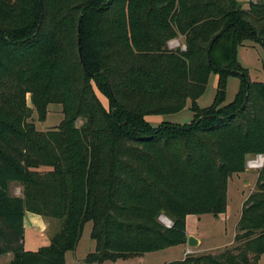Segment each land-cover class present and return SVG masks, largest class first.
Here are the masks:
<instances>
[{"label":"trees","instance_id":"obj_1","mask_svg":"<svg viewBox=\"0 0 264 264\" xmlns=\"http://www.w3.org/2000/svg\"><path fill=\"white\" fill-rule=\"evenodd\" d=\"M245 42L264 47V0H0V257L66 264L92 222L85 264L129 260L187 244L190 215L226 214L229 179L264 155V82L237 60ZM212 73L217 94L201 108ZM230 75L241 87L225 104ZM188 101V125L146 119ZM52 104L64 118L40 131L34 113L44 122ZM256 188L237 246L166 264H257L264 167ZM26 212L62 222L37 251L25 249Z\"/></svg>","mask_w":264,"mask_h":264},{"label":"rangeland","instance_id":"obj_2","mask_svg":"<svg viewBox=\"0 0 264 264\" xmlns=\"http://www.w3.org/2000/svg\"><path fill=\"white\" fill-rule=\"evenodd\" d=\"M245 9H248L249 2L257 0H240ZM237 49V60L242 67L249 71V75L253 82H264V47L256 44L254 47H250V42H245ZM255 44V43H252ZM171 49L186 48L184 46V40L176 39L169 44ZM219 76L216 73H212L209 77L206 92L197 99V104L201 108L209 107L213 104L217 89H218ZM241 79L239 76L230 75L227 80V92L225 104L233 102L240 91ZM99 97L103 103L108 107V100L100 93ZM192 102L188 101L187 106L179 113L168 115H151L146 119L152 127H159L163 124H174L179 126H185L190 124L195 114L191 110ZM62 107L60 105L52 104L49 106V112L47 120L40 122L38 116L34 113V122L37 129L40 131H48L56 129L63 120ZM84 123V119L77 121V126L80 127ZM260 171L248 170L242 174H235L229 179L228 184V211L226 214L215 217L211 214L206 215H190L187 218V231L197 235L203 240L202 246L194 248L198 252H194L195 255L205 254H220L226 249H232L238 245L235 242V236L237 234V224L242 214L244 202L250 196L251 193L256 191L257 179ZM20 185L14 183L11 185V195H16L19 191ZM22 193V192H21ZM169 218L162 216L161 222L167 226ZM52 223V229H46V222ZM169 222L171 220L169 219ZM172 223V222H171ZM60 220L48 221L44 217H40L38 224H31L27 221L26 232L24 235L25 248L28 251H37L41 247L48 246L51 238L55 235V232L59 228ZM168 227V226H167ZM54 228V229H53ZM93 223L86 224L78 248L75 252L67 253V264H85L84 260L86 256L96 249L95 242L91 239V231ZM183 247H173L164 251L148 253L144 258H134L129 260H119L117 262H106L105 264H165L170 261L181 259L184 252ZM190 252V253H189ZM189 250L186 255H192ZM2 264V262H0ZM257 264H264V255H262Z\"/></svg>","mask_w":264,"mask_h":264},{"label":"crops","instance_id":"obj_3","mask_svg":"<svg viewBox=\"0 0 264 264\" xmlns=\"http://www.w3.org/2000/svg\"><path fill=\"white\" fill-rule=\"evenodd\" d=\"M251 43V42H250ZM254 45H256V44H250V47H254ZM243 174V173H242ZM242 174H239V175H242ZM229 188V187H228ZM18 192L16 193V195H14V196H21V186H20V188H18ZM242 215V214H241ZM40 215H36V214H33V213H30V212H26V214H25V227H26V223H27V221H28V219H29V221L31 222V224H38V221H39V219H40ZM241 218V217H240ZM240 220V219H239ZM46 222V221H45ZM239 222V221H238ZM45 227H46V229H48V230H50V228L52 229V223L51 222H46V225H45ZM54 229V228H53ZM25 232H26V228H25ZM195 236L199 241H200V246H202V244H203V240H201L197 235H195V234H193V233H190V232H188L187 231V236ZM199 246V247H200ZM176 247H183L185 250H184V252H183V256L181 257V259H178V260H175V261H180V260H183V259H185L186 258V253L190 250L191 251V253H193L194 254V252L193 251H195V252H198L197 250H193L192 248H190L189 246H188V244H183V245H179V246H176ZM26 249V248H25ZM164 251V250H163ZM146 255V254H145ZM145 255L144 256H141V257H138V258H140V259H142V258H144L145 257ZM12 259H13V254H8V255H5V256H2V257H0V262H2V264H8V263H10L11 261H12ZM171 262H174V261H170V262H168V263H171ZM66 264H67V258H66ZM166 264V263H165Z\"/></svg>","mask_w":264,"mask_h":264},{"label":"built area","instance_id":"obj_4","mask_svg":"<svg viewBox=\"0 0 264 264\" xmlns=\"http://www.w3.org/2000/svg\"><path fill=\"white\" fill-rule=\"evenodd\" d=\"M263 167H264V155L258 154V155L250 156L248 158L247 165H246V168L248 170L261 171ZM166 223L168 227L172 226L171 222L168 221Z\"/></svg>","mask_w":264,"mask_h":264},{"label":"water","instance_id":"obj_5","mask_svg":"<svg viewBox=\"0 0 264 264\" xmlns=\"http://www.w3.org/2000/svg\"><path fill=\"white\" fill-rule=\"evenodd\" d=\"M81 56V50H79ZM187 244L190 248H198L200 246V241L195 236H188Z\"/></svg>","mask_w":264,"mask_h":264},{"label":"bare ground","instance_id":"obj_6","mask_svg":"<svg viewBox=\"0 0 264 264\" xmlns=\"http://www.w3.org/2000/svg\"><path fill=\"white\" fill-rule=\"evenodd\" d=\"M167 221H169V219Z\"/></svg>","mask_w":264,"mask_h":264}]
</instances>
